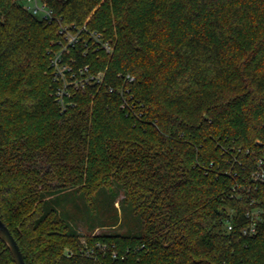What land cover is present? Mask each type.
<instances>
[{"label":"trees","instance_id":"16d2710c","mask_svg":"<svg viewBox=\"0 0 264 264\" xmlns=\"http://www.w3.org/2000/svg\"><path fill=\"white\" fill-rule=\"evenodd\" d=\"M41 1L51 20L0 0V220L24 264H264V0ZM61 25L86 30L59 95Z\"/></svg>","mask_w":264,"mask_h":264},{"label":"built area","instance_id":"2783aa9c","mask_svg":"<svg viewBox=\"0 0 264 264\" xmlns=\"http://www.w3.org/2000/svg\"><path fill=\"white\" fill-rule=\"evenodd\" d=\"M24 8L31 13L33 16L39 18V19H46V20H51L53 18L51 10L41 1V0H21ZM59 32L63 36V41L65 43L64 49L67 50L70 46L75 45L79 41V34L81 31H85V27H75L74 25H61L59 27ZM90 38L100 47L101 49L105 51H109L111 48L107 42H104L100 35L95 33V32H89ZM84 42V41H83ZM64 51L58 52L57 54H54L53 57L51 58V65L54 69L55 75L58 79L61 78L67 79V77L74 79V73L71 70V62L68 60L70 63L67 62V60H64V57L61 56ZM84 68L83 70H85ZM67 73V75H66ZM102 79V74L100 75H95L94 77H90L88 80H95L96 82H101ZM124 82L127 84H130L133 82L134 78L129 75L124 76ZM66 87L65 84H62L60 93L61 91L64 90ZM111 91V90H110ZM60 97V96H59ZM251 181L254 184H260L264 182V155L256 158L255 163H254V168L251 173ZM235 188H238V190L235 191ZM232 191L234 192L235 197L241 198L242 193H248L249 189L244 188L242 186H235L232 188ZM241 191V192H239ZM245 217L249 220V225L245 227L242 230L243 235L247 236H252L256 233V225L260 221V211L259 210H252L250 212H247L245 214ZM227 230H231V226L227 223ZM112 258H115V254H112Z\"/></svg>","mask_w":264,"mask_h":264},{"label":"rangeland","instance_id":"374dc122","mask_svg":"<svg viewBox=\"0 0 264 264\" xmlns=\"http://www.w3.org/2000/svg\"><path fill=\"white\" fill-rule=\"evenodd\" d=\"M65 45V43L63 42V43H61L60 45H59V52H61V51H65V54H67V50L66 49H64V46ZM55 50V48L53 49V51ZM58 51H55L54 53H53V55L54 54H57V52ZM69 59H67V62L68 63H70L69 61H68ZM53 72H54V70H53ZM97 75H100V72H98L97 73ZM59 81L61 82V84H65V85H68V84H71V83H75V80L74 79H72V78H69V77H67V79H63V80H61V78L59 79ZM62 86V85H61ZM118 199H121V197L119 196V198ZM114 207H116L117 209L119 208V204L116 202L115 204H114ZM80 208H82V206L80 207ZM83 209V208H82ZM121 217H123V214H122V212H121ZM73 226H74V228L77 230V231H79V233L80 234H86V231H85V226H84V222L81 220H79L78 222H73ZM96 231H95V234H97V233H101V234H109L110 232H124V231H126L127 230V223L125 222V223H123V221L119 224V225H117V227H115L113 230H111V229H106V230H103V229H95Z\"/></svg>","mask_w":264,"mask_h":264},{"label":"water","instance_id":"95a60500","mask_svg":"<svg viewBox=\"0 0 264 264\" xmlns=\"http://www.w3.org/2000/svg\"><path fill=\"white\" fill-rule=\"evenodd\" d=\"M0 240L8 249L14 264H24L23 256L7 227L0 220Z\"/></svg>","mask_w":264,"mask_h":264}]
</instances>
